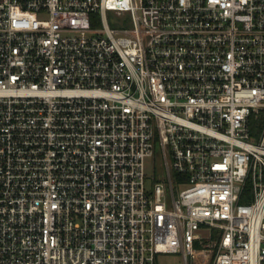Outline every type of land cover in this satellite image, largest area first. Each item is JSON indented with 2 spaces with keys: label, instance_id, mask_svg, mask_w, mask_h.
Segmentation results:
<instances>
[{
  "label": "built area",
  "instance_id": "obj_1",
  "mask_svg": "<svg viewBox=\"0 0 264 264\" xmlns=\"http://www.w3.org/2000/svg\"><path fill=\"white\" fill-rule=\"evenodd\" d=\"M166 254L264 264V0H0V264Z\"/></svg>",
  "mask_w": 264,
  "mask_h": 264
},
{
  "label": "rangeland",
  "instance_id": "obj_2",
  "mask_svg": "<svg viewBox=\"0 0 264 264\" xmlns=\"http://www.w3.org/2000/svg\"><path fill=\"white\" fill-rule=\"evenodd\" d=\"M106 18L110 27L119 28L125 23L124 16L117 17L112 12H107ZM145 187L147 191H152L154 185L161 181L162 183L168 184L165 169L163 166L162 156L159 152L155 154L154 158L148 159L145 163ZM179 190L177 185L174 186L175 193ZM166 193L168 196L167 203L170 204V190L166 186ZM159 264H183L181 257L177 254H166L157 257Z\"/></svg>",
  "mask_w": 264,
  "mask_h": 264
}]
</instances>
